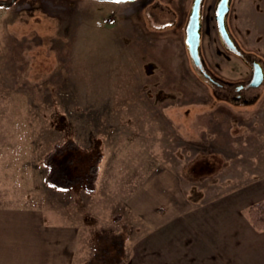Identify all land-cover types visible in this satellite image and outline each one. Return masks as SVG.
Returning a JSON list of instances; mask_svg holds the SVG:
<instances>
[{
	"label": "rangeland",
	"instance_id": "1",
	"mask_svg": "<svg viewBox=\"0 0 264 264\" xmlns=\"http://www.w3.org/2000/svg\"><path fill=\"white\" fill-rule=\"evenodd\" d=\"M192 1L0 5V205L66 213L80 226L85 264L117 232L127 233L115 264L157 263L161 236L170 244L177 226L192 232L145 222L169 209L160 193L174 190L155 187L160 172L189 209H218L230 192L240 203L264 199V78L243 90L245 101L227 97L251 71L218 37L216 0L203 3L201 54L233 84L221 89L199 73L184 42ZM227 27L264 67V0H231ZM67 140L100 152L94 191L46 183L43 156ZM139 204L141 215L131 211Z\"/></svg>",
	"mask_w": 264,
	"mask_h": 264
},
{
	"label": "crops",
	"instance_id": "2",
	"mask_svg": "<svg viewBox=\"0 0 264 264\" xmlns=\"http://www.w3.org/2000/svg\"><path fill=\"white\" fill-rule=\"evenodd\" d=\"M167 176L160 172L154 184L157 188L171 186L174 190L160 193L169 209L159 210L158 216L145 213L143 218L155 229L176 223L183 230L185 224L192 225L193 230L180 232L177 226V236L171 237L174 241L171 239L170 244L161 236L158 243L160 257L153 264H264V231H256L246 214L247 206L254 200L240 203L242 197L230 192L219 197L227 199V204L223 202L218 209H189L177 192V184L163 182ZM144 183L147 185L143 187L152 188V181ZM136 196L127 199L129 206ZM147 197L145 203L153 200L152 196ZM141 206L131 205V211L140 214L143 212ZM60 211L49 206L0 205V264H85L87 261L76 260L81 250L80 226ZM130 262L142 263L140 259Z\"/></svg>",
	"mask_w": 264,
	"mask_h": 264
},
{
	"label": "trees",
	"instance_id": "3",
	"mask_svg": "<svg viewBox=\"0 0 264 264\" xmlns=\"http://www.w3.org/2000/svg\"><path fill=\"white\" fill-rule=\"evenodd\" d=\"M100 161V152H88L73 140L55 144L43 156V164L48 169L46 183L61 190L75 187L92 192L96 188ZM246 214L256 231H264V199L250 203ZM125 233L111 235L109 244L102 242L100 251L94 253V261L88 264H115L121 260L125 253Z\"/></svg>",
	"mask_w": 264,
	"mask_h": 264
},
{
	"label": "water",
	"instance_id": "4",
	"mask_svg": "<svg viewBox=\"0 0 264 264\" xmlns=\"http://www.w3.org/2000/svg\"><path fill=\"white\" fill-rule=\"evenodd\" d=\"M13 0H4L0 1V5L8 6ZM115 2H133L136 0H108ZM202 0H193L190 8V12L188 15L187 23L185 26V36L184 42L188 51V54L197 69L202 66L203 58L200 54V36H201V21H200V7ZM229 10V0H222L217 11H216V21L218 25L219 32L221 34V38L225 43H227V47L232 50L236 48L232 38L230 37L228 29L225 27V14ZM252 79L250 81L251 86H258L264 76V72L260 63L254 61L252 63ZM200 72V69H199ZM202 73V72H200ZM205 75V74H204Z\"/></svg>",
	"mask_w": 264,
	"mask_h": 264
},
{
	"label": "flooded vegetation",
	"instance_id": "5",
	"mask_svg": "<svg viewBox=\"0 0 264 264\" xmlns=\"http://www.w3.org/2000/svg\"><path fill=\"white\" fill-rule=\"evenodd\" d=\"M16 0H13L9 5H11V4H13L14 2H15ZM137 1H139L140 2V4L139 5H141V6H143L145 3H147L148 2V0H136V1H133V2H137ZM221 1L222 0H216L215 1V3H214V20H215V22H216V28H217V34H218V37L221 39V41H222V43H223V45H224V47H225V49H226V51H227V49H228V51L229 52H231V53H234V54H236V55H238L239 57H241V59H243L244 61H245V63H247L249 66H250V71H251V74H250V77H249V79L247 80V81H244V82H241V83H239V84H237V85H235V88H234V91H229L230 89H227L228 91H227V97H230L232 100H240V99H243L244 101H245V98L243 97L244 95H243V90L244 89H246V88H250V87H258V86H251L249 83H250V81H251V79H252V68H251V66H252V63L254 62V61H256V62H258V63H260L259 61H257V60H255V59H253L252 57H250L247 53H245V52H243L238 46H237V44L234 42V40H233V38H232V36H231V34H230V37L232 38V40H233V42H234V45L236 46V48L235 49H231V48H229V47H227V43H225L224 41H223V39L221 38L222 36H221V34H220V32H219V29H218V25H217V21H216V18H215V16H216V11H217V9H218V7H219V5H220V3H221ZM230 1L231 0H229V10H230ZM203 3H204V0H202L201 1V7H200V21H201V38H202V25H203V23H202V14H203ZM150 5H149V3L147 4V7L146 8H148ZM229 10H228V12L225 14V27H226V29H228V27H227V14L229 13ZM190 12V11H189ZM189 15V14H188ZM188 19V18H187ZM187 23V22H186ZM186 26V25H185ZM229 31V30H228ZM201 38H200V54H201ZM201 57L203 58V56H202V54H201ZM261 64V63H260ZM261 66H262V69H263V72H264V67H263V65L261 64ZM200 69V72H202V73H200L204 78H206V79H208L210 82H212V83H214V84H216V86H218L219 88H221V87H223V85L225 84V85H227L228 87H231L232 86V82L231 81H228V80H224V79H221L220 77H218L215 73H213L211 70H210V68L207 66V64H206V62H205V59L203 58V63H202V66L199 68ZM199 69H198V71H199ZM205 74V75H204ZM263 78H264V76H263ZM263 81V80H262ZM224 85V86H225ZM222 89V88H221Z\"/></svg>",
	"mask_w": 264,
	"mask_h": 264
}]
</instances>
